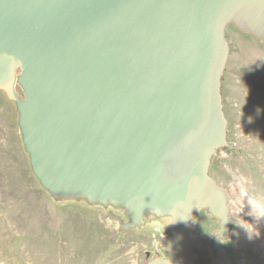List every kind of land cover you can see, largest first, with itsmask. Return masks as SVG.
Segmentation results:
<instances>
[{
    "label": "water",
    "instance_id": "obj_1",
    "mask_svg": "<svg viewBox=\"0 0 264 264\" xmlns=\"http://www.w3.org/2000/svg\"><path fill=\"white\" fill-rule=\"evenodd\" d=\"M229 25L261 37L264 0H0V91L24 94L34 175L49 192L122 202L132 223L170 214L166 256L149 264H196L197 211L227 225L207 166L224 143Z\"/></svg>",
    "mask_w": 264,
    "mask_h": 264
},
{
    "label": "rangeland",
    "instance_id": "obj_2",
    "mask_svg": "<svg viewBox=\"0 0 264 264\" xmlns=\"http://www.w3.org/2000/svg\"><path fill=\"white\" fill-rule=\"evenodd\" d=\"M228 56L219 94L224 143L210 156L207 176L227 197V225L201 209L193 231L202 247L196 264L217 253L227 264H264V34L229 25ZM16 99L0 91V264H149L165 258L170 215L132 223L124 207L57 197L34 175L18 126ZM255 228L249 238L244 229Z\"/></svg>",
    "mask_w": 264,
    "mask_h": 264
},
{
    "label": "bare ground",
    "instance_id": "obj_3",
    "mask_svg": "<svg viewBox=\"0 0 264 264\" xmlns=\"http://www.w3.org/2000/svg\"><path fill=\"white\" fill-rule=\"evenodd\" d=\"M50 193L51 194H54L55 196H57V197H78V198H82V199H84V200H87L84 196H82L81 194H79V193H55V192H51L50 191ZM91 202H97V203H100L99 201H96V200H93V201H91ZM100 204H112V205H116V206H119V207H124L125 209H126V206H125V204L124 203H122V202H109V201H107V202H102V203H100ZM129 213V212H128ZM130 214V217H131V213H129ZM159 215H161V214H159L158 212H156L154 209H152V208H147L146 210H145V212H144V215H143V219L144 218H147V217H153V216H159ZM170 215V214H169ZM133 220H134V218H133Z\"/></svg>",
    "mask_w": 264,
    "mask_h": 264
},
{
    "label": "clouds",
    "instance_id": "obj_4",
    "mask_svg": "<svg viewBox=\"0 0 264 264\" xmlns=\"http://www.w3.org/2000/svg\"><path fill=\"white\" fill-rule=\"evenodd\" d=\"M254 206H255L256 209L259 211L260 215L264 216V207H262L261 205L256 204V203H254ZM244 229H245L246 232L248 233L250 239H251L253 236L258 235V232L256 231L255 228H253V229H251V230L246 229V228H244Z\"/></svg>",
    "mask_w": 264,
    "mask_h": 264
}]
</instances>
